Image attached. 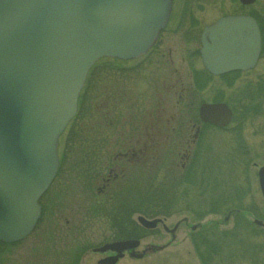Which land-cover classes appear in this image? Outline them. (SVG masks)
<instances>
[{
  "label": "rangeland",
  "instance_id": "1",
  "mask_svg": "<svg viewBox=\"0 0 264 264\" xmlns=\"http://www.w3.org/2000/svg\"><path fill=\"white\" fill-rule=\"evenodd\" d=\"M174 6L171 29L186 21L181 35H170L172 39L160 43L148 59L123 64L103 58L93 65L78 112L59 137L61 165L40 198L41 217L21 241L0 242V264H103L100 259L107 253L95 252L96 248L130 239L140 241L133 252L144 256L135 258L124 251L116 264H264V227L255 224L264 222L258 181L264 167V39L257 66L243 73L208 76L198 53L203 25L223 16L253 13L264 26V0L245 7L240 0H174ZM190 28L196 34L192 42L184 40ZM189 63L198 72L196 89ZM177 80L180 84L174 86ZM108 99L113 102L102 106ZM116 99L120 106H115ZM203 102L227 104L234 110L232 120L225 127L201 126L184 170L180 163L186 145L174 147V139L164 149L163 144L157 146L164 151L159 162L150 159L142 170L133 167L127 178L116 180L112 199L105 200V193L94 196L101 185L97 181L107 177L111 164L99 176L82 143L96 136L112 139V146L104 145L110 147L105 155L109 159L121 137L123 142L128 139L120 132L116 135L120 125L125 131L130 128L129 135L135 138L144 116L148 122L147 111L160 103L169 107V113L178 105L179 114L198 116ZM113 104L115 124L102 123L101 114L110 116L107 111ZM138 216L161 222L146 229Z\"/></svg>",
  "mask_w": 264,
  "mask_h": 264
},
{
  "label": "water",
  "instance_id": "2",
  "mask_svg": "<svg viewBox=\"0 0 264 264\" xmlns=\"http://www.w3.org/2000/svg\"><path fill=\"white\" fill-rule=\"evenodd\" d=\"M172 4L0 0V241H20L34 229L41 215L39 198L59 168L58 139L77 112L90 68L103 57L127 60L147 52L167 25ZM201 43L203 65L212 74L247 71L259 59L261 33L253 17L228 15L204 28ZM232 115L225 103L200 107L201 119L220 127ZM258 176L264 195V167ZM137 220L146 229L161 222L143 216ZM255 224L264 227L260 220ZM139 244L123 240L95 251L116 252L103 261L115 264ZM131 256L142 258L144 253Z\"/></svg>",
  "mask_w": 264,
  "mask_h": 264
},
{
  "label": "flooded vegetation",
  "instance_id": "3",
  "mask_svg": "<svg viewBox=\"0 0 264 264\" xmlns=\"http://www.w3.org/2000/svg\"><path fill=\"white\" fill-rule=\"evenodd\" d=\"M255 2V1H254ZM174 2L172 5V9H171V13H170V17L169 20L167 22V25L165 26L164 29H162L157 37V40L155 41V43L152 45V47L143 55L134 58V59H128V60H123V59H119V58H111L113 59L115 62L119 61L120 63L122 62L123 64L126 63H131L134 62L136 60H140L142 58H147L149 56H151L154 52H157L160 43H163V41H170L172 38H170L169 36L172 34H180L182 32H184L183 29H181L182 26H186V21L184 19V24L180 25V28L175 27L174 29H171L173 26V23L175 22V20L172 19V15H173V10H174ZM243 7H245V4H243ZM240 15H250L252 17H254L259 25L260 31H261V36H262V50H263V39H264V26L262 24V21L257 18L256 16L253 15V13L251 14H240ZM218 20V19H217ZM216 20V21H217ZM191 23L193 22L192 19L188 20ZM214 23V22H213ZM210 24H205L202 27V30L200 31L199 34V50L198 53L200 55V59H201V63H202V72L206 73L208 76L211 77H224L227 74H231V73H243V72H247V71H240V70H236V71H231L228 73H224L221 75H214L211 72H209L205 66L203 65V61H202V56H201V48H202V43H201V37H202V33L205 27L211 25ZM190 26V25H189ZM192 26V25H191ZM188 35L185 37V41L190 40L192 42L193 39H195L196 34H193V31L190 29L187 30ZM168 36V37H167ZM170 52V50H169ZM262 55V51L260 54V57L258 59V62L261 58ZM189 62V61H188ZM257 62V64H258ZM182 63L183 65L185 63H187L186 59L183 58L182 59ZM189 66L191 67V69L189 70V77L191 79V82L194 84V89H196L197 84L196 81H198V76H197V71L195 69V67L191 66V63H189ZM257 66V65H256ZM255 66V67H256ZM186 66H184L185 68ZM254 67V68H255ZM253 68V69H254ZM185 70V69H184ZM252 70V69H250ZM91 71L89 72L87 78L89 77ZM177 84H180V81L177 80L176 84H174V86H176ZM175 88V87H174ZM190 89V88H189ZM189 91L186 92L185 96L188 94ZM183 95L180 94L179 98L180 100L182 99ZM113 101H110V99H108L105 103L102 104V106H108L109 103H111ZM210 103V102H208ZM207 102H203L201 103V105L203 104H208ZM119 100L116 99V104L115 106H120L119 105ZM201 105L199 107H201ZM178 107V105H177ZM176 107V105L174 107H172V112H168L171 111L169 109V107L165 105H163L162 103H160V105L157 108H154L152 110V112L147 114L146 119H148V122L146 124V120H145V116L143 117V126H142V130H138L137 136H135V138H132L133 135H129L131 133V129L129 128L128 130L125 131L126 126L123 128L121 125L120 127L116 130V135L119 136V132H120V136H125L126 138H128L125 142H123V138L121 137V140L119 141V144L116 146L115 150L113 152H111V154L109 153V159L106 158L105 155H107L110 150V147H105L106 145L110 144L112 146V139L106 141L105 139L107 137H95L93 141H85L83 144V151L85 152V155L87 157H89L90 161L93 162L91 165L93 166L94 170L97 171L96 169H99V174L101 173L102 169L105 166H108L109 164H111V167L109 168V173L107 175V177L101 176V174L99 176H101V178L97 181V184H99V182L101 181V185H98V190L97 193L98 195H94V196H99L102 193H105V195L107 194L108 196H105L106 198H104L105 200L110 197L112 199L113 194H112V184L114 182H116V180L119 179H125L128 177L130 171L132 170L133 167L137 168L138 166H140L138 169L142 170L145 165L147 163L150 162V159L155 161V162H159L160 157H161V153L164 151H160L159 148L157 147L158 145L160 146V144H163V149L166 147V145H169V143H173V140L176 139L175 141V145L174 147H178V148H183V146L186 145V148L183 150V154H182V163H180L182 169L184 170L187 167V164L191 162V154H192V148L195 146L196 141L198 139V135L200 134L199 129H201L202 125H209V126H214V127H218L217 125H214L212 123H208V122H204L202 121L200 114L194 115V114H188L185 113L184 115L179 114L178 108ZM200 110V108H199ZM232 112L234 111L231 108ZM116 108H114V104L113 106L111 105L110 110H108L107 112H110V116L105 115V117H103L104 115H102L101 119L102 123L103 121H108L110 124H115V120L113 119L116 115ZM123 111L119 110V113H122ZM134 112V110L132 111V113ZM199 113V111H198ZM145 114V113H144ZM143 114V115H144ZM114 116V117H113ZM150 119V120H149ZM198 119L201 122V125L198 124ZM150 121V123H149ZM177 122H181L180 125L175 126V124ZM108 125V124H107ZM107 125L104 126L107 127ZM172 125V126H171ZM166 127L167 128V132H163L162 128ZM122 128V129H121ZM190 130V131H189ZM194 131V132H193ZM106 142V144H105ZM105 145V146H104ZM104 147V148H102ZM186 151H188V153H186ZM135 164H139V165H135ZM124 165V166H123ZM97 172H95V175ZM96 177V176H95ZM99 178V177H97ZM96 178V179H97ZM129 201H127L128 203ZM130 207V205H129ZM107 255L104 256L103 258L100 259V261H104L105 259L109 258L110 256L115 255V253L113 252H106ZM100 254H104V253H100ZM126 254L131 256V252L127 251Z\"/></svg>",
  "mask_w": 264,
  "mask_h": 264
},
{
  "label": "bare ground",
  "instance_id": "4",
  "mask_svg": "<svg viewBox=\"0 0 264 264\" xmlns=\"http://www.w3.org/2000/svg\"><path fill=\"white\" fill-rule=\"evenodd\" d=\"M44 194H45V193H44ZM44 194H42V196H43ZM42 196H41V197H42ZM41 197H40V198H41ZM109 243H110V242H108V243H106V244H109ZM106 244H104V245H106ZM104 245H102V246H104ZM102 246H101V247H102ZM107 259H108V258H107Z\"/></svg>",
  "mask_w": 264,
  "mask_h": 264
},
{
  "label": "trees",
  "instance_id": "5",
  "mask_svg": "<svg viewBox=\"0 0 264 264\" xmlns=\"http://www.w3.org/2000/svg\"><path fill=\"white\" fill-rule=\"evenodd\" d=\"M135 205H137V204H135ZM132 223H134V222H132ZM135 229H139V228H136V227H135Z\"/></svg>",
  "mask_w": 264,
  "mask_h": 264
}]
</instances>
